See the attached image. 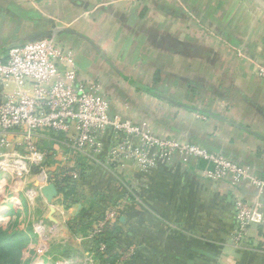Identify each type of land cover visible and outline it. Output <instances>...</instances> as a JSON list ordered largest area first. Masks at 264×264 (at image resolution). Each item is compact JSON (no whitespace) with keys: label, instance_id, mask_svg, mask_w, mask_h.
I'll return each mask as SVG.
<instances>
[{"label":"crops","instance_id":"obj_1","mask_svg":"<svg viewBox=\"0 0 264 264\" xmlns=\"http://www.w3.org/2000/svg\"><path fill=\"white\" fill-rule=\"evenodd\" d=\"M37 38L73 55L80 82L87 90L98 84L111 120L197 146L264 180L262 0H0V60ZM120 138L108 127L98 157L76 153L63 136L37 140L46 157L32 170V197L60 214L52 222L83 264L87 253L76 236L110 207L120 212L117 251H136L119 264H264V223L244 246L232 243L234 201L254 202L253 189L203 179L201 160L178 154L159 156L147 171L131 162L112 169L107 155ZM41 170L82 172L78 181L66 178L75 189L71 202L62 184L34 176Z\"/></svg>","mask_w":264,"mask_h":264},{"label":"built area","instance_id":"obj_2","mask_svg":"<svg viewBox=\"0 0 264 264\" xmlns=\"http://www.w3.org/2000/svg\"><path fill=\"white\" fill-rule=\"evenodd\" d=\"M73 59L72 54L52 40L40 39L10 48L6 61L0 60V82L6 91L0 106V173L23 177L29 175L31 168L41 169L46 154L38 148L37 140L46 133L56 139L63 136L68 146L80 155L98 157L102 154L100 137L112 126L121 137L112 144L107 155V164L112 169L131 162L144 171L150 170L157 151L163 157L178 154L185 161L206 162L207 166L198 170L203 179L229 180L234 188L253 189L257 195L254 202L245 198L234 201L232 243L235 247L244 246L250 230L264 223L261 201L264 180L249 169L197 146H182L169 139L156 138L139 126L111 120L109 102L96 94L98 84L91 83L87 90L79 80ZM60 66L66 68L63 74ZM136 139L141 145L135 144ZM41 173L46 181L53 183L66 178L78 181L82 177L80 170L65 171L57 176L45 170ZM119 220L117 208L106 209L90 232V239L99 238L108 225ZM105 249L101 244L100 250ZM124 253L131 262L136 251L129 247Z\"/></svg>","mask_w":264,"mask_h":264},{"label":"rangeland","instance_id":"obj_3","mask_svg":"<svg viewBox=\"0 0 264 264\" xmlns=\"http://www.w3.org/2000/svg\"><path fill=\"white\" fill-rule=\"evenodd\" d=\"M160 154L155 151L153 155H157L156 158L163 157ZM40 173L35 172L34 176ZM35 183V179L32 180V168L29 175L23 177L0 173V227L2 232L5 231L8 235L17 233V240L23 243L20 254L21 264H66L65 262L83 264L79 249L75 245H68L69 242L64 241L62 236V228L52 222L60 220V214L51 213L48 204L39 194L36 198L32 197ZM39 184L42 183L39 182ZM48 216H50L49 220ZM90 238H92L90 232L86 236L80 233L76 236L77 240L82 241L84 251L87 253L85 264H100L94 254L89 251L93 248ZM96 238L94 237V240ZM122 257L123 254L119 260L121 263L124 262L121 260Z\"/></svg>","mask_w":264,"mask_h":264},{"label":"trees","instance_id":"obj_4","mask_svg":"<svg viewBox=\"0 0 264 264\" xmlns=\"http://www.w3.org/2000/svg\"><path fill=\"white\" fill-rule=\"evenodd\" d=\"M2 90L3 86L0 83V106L2 104ZM206 162L201 161L200 166L201 168L206 167ZM63 185L60 186V191L64 193L67 201L71 202L70 196L71 194L74 195V186L70 184L68 180H63L60 182ZM101 217H103V212L98 216V218L89 225H83L80 228L81 232H84L83 235L86 236L88 232H91L94 225L100 221ZM121 233V225L120 220L108 225L103 234L95 239L90 241L93 248L89 250L94 256L99 260L100 264H119L120 259V252L117 251L118 243L117 238L120 236ZM17 233L14 235H8L7 232H2L0 227V264H21L20 262V254L23 249V243L17 240ZM105 245L106 249L104 251L100 250V245ZM124 253V252H123Z\"/></svg>","mask_w":264,"mask_h":264},{"label":"water","instance_id":"obj_5","mask_svg":"<svg viewBox=\"0 0 264 264\" xmlns=\"http://www.w3.org/2000/svg\"><path fill=\"white\" fill-rule=\"evenodd\" d=\"M264 2V0H262ZM37 40H40V38H37Z\"/></svg>","mask_w":264,"mask_h":264}]
</instances>
